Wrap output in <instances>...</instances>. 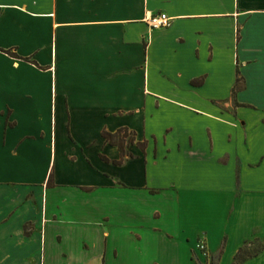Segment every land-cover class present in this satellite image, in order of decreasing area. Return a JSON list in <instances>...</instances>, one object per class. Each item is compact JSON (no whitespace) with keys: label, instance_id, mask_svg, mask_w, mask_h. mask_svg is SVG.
I'll list each match as a JSON object with an SVG mask.
<instances>
[{"label":"crops","instance_id":"crops-1","mask_svg":"<svg viewBox=\"0 0 264 264\" xmlns=\"http://www.w3.org/2000/svg\"><path fill=\"white\" fill-rule=\"evenodd\" d=\"M121 128L147 146L118 165L103 132ZM165 196L194 224L180 240L148 209ZM259 214L264 0H0V264H131L126 239L150 235L202 264L201 234L234 264L264 241L254 228L232 249ZM152 246L141 264H179Z\"/></svg>","mask_w":264,"mask_h":264},{"label":"rangeland","instance_id":"rangeland-1","mask_svg":"<svg viewBox=\"0 0 264 264\" xmlns=\"http://www.w3.org/2000/svg\"><path fill=\"white\" fill-rule=\"evenodd\" d=\"M232 64L233 63H231L230 61H225V63H224V65H225V92L219 91L216 95H219V96L228 95L227 94L228 88H226V85L229 84L230 81H232L233 74H234ZM148 209L150 211H152L154 209H159L163 214L162 226H164V229H166L167 231H170L171 233H173L179 240H180V237H183L185 232H190V231L193 232L194 231L193 230L194 224L185 223L184 221H181L180 218H178L177 211L174 208V200H173L172 196H165L160 201H151L149 203ZM257 218L259 219L258 222H244L243 223L244 225H240V227H238V226L234 227L233 232H235V237H234L232 249H234L235 246L237 245V242L239 241V238L241 235L248 234L250 231H253L254 228H256L257 231H261L264 233V215L259 214V215H257ZM149 226H151V224H149ZM124 236L125 235H123V237L121 238L122 241H125ZM126 238H127V236H126ZM156 239L153 240L151 235L148 236L147 240H149V244H147V246H145L143 249H140L137 245H135L132 240L126 239L128 249H121V250L124 251V254L126 256L129 255L128 257H130V259L132 260L130 262L131 264H141L142 262H145L147 256L152 255V252H154L155 250H158V249H153L152 245L155 244L158 248H160L159 249L161 251L160 255L162 257L167 258V260L170 259V261H173V262H176L179 264H189L188 259L185 256V253L182 254V256L180 257L181 262L178 260L177 254L180 255L181 249H169L171 246H167V245L161 243L162 242L161 238H156ZM199 240H204L207 243V239H206V236L204 234H201V237ZM153 241H154V243H152ZM187 242L188 241H185V243H187ZM251 243L252 244L249 245L250 249H257L259 245H262V244L264 245V241L260 240V239L252 241ZM192 248H193V246H192ZM182 249H187V248L183 246ZM92 251H93L92 254L95 255L99 251V249H97V246L94 245V249H92ZM208 252L210 255L209 258L206 259L205 257H202L201 258V260H203L202 264H211L213 262L212 258L213 257L217 258L220 255L219 252L216 254H211L209 248H208ZM198 260H200V258ZM115 264H126V263L118 262Z\"/></svg>","mask_w":264,"mask_h":264},{"label":"trees","instance_id":"trees-1","mask_svg":"<svg viewBox=\"0 0 264 264\" xmlns=\"http://www.w3.org/2000/svg\"><path fill=\"white\" fill-rule=\"evenodd\" d=\"M242 81L243 79L240 77V71H238L237 84L233 90L234 97L237 95L239 91L243 89ZM195 83L200 84L201 81L198 80ZM103 138L106 140L107 143L119 148L121 152V160L115 162V164H118V165L122 164L128 156L133 157V155L127 151V148L130 147L131 145H134L137 143L143 151H145L146 146H147V141L137 142L136 133L134 131L129 130L128 128H121L116 133L104 131ZM103 159L105 161H108L106 157H103ZM250 244L252 243H246L239 250V252L235 256L234 264H242L251 258L257 257L264 250L263 244L259 245L257 249H250L249 248ZM220 256L221 254L217 258L213 257L212 264H217V262H219L220 260Z\"/></svg>","mask_w":264,"mask_h":264},{"label":"built area","instance_id":"built-area-1","mask_svg":"<svg viewBox=\"0 0 264 264\" xmlns=\"http://www.w3.org/2000/svg\"><path fill=\"white\" fill-rule=\"evenodd\" d=\"M171 23V18H169L166 14H162L158 17H155L151 19V26L154 28H163L168 27ZM197 250L199 251L200 255L202 257H205L206 259L209 258V252H208V246L206 241L199 240L197 244Z\"/></svg>","mask_w":264,"mask_h":264}]
</instances>
